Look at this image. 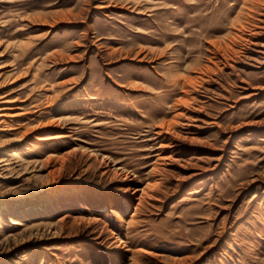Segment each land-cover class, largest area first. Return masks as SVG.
Masks as SVG:
<instances>
[{
	"label": "rangeland",
	"instance_id": "1",
	"mask_svg": "<svg viewBox=\"0 0 264 264\" xmlns=\"http://www.w3.org/2000/svg\"><path fill=\"white\" fill-rule=\"evenodd\" d=\"M0 97V264H264V0H0Z\"/></svg>",
	"mask_w": 264,
	"mask_h": 264
},
{
	"label": "bare ground",
	"instance_id": "2",
	"mask_svg": "<svg viewBox=\"0 0 264 264\" xmlns=\"http://www.w3.org/2000/svg\"><path fill=\"white\" fill-rule=\"evenodd\" d=\"M2 97H0V99H1ZM4 98V97H3ZM8 102H10V100L9 99H4V101H1V103L0 104H5V103H8ZM5 110V111H4ZM4 112H6V109H4L3 108V106H0V117H2V116H5V115H7L8 113H4ZM1 122V121H0ZM4 159H2V161H3ZM1 161V162H2ZM137 190H139V189H137ZM135 192V191H134Z\"/></svg>",
	"mask_w": 264,
	"mask_h": 264
}]
</instances>
